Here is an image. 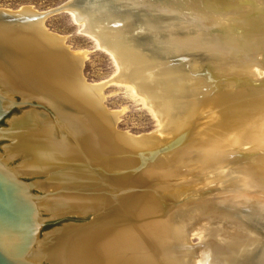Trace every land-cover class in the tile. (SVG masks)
I'll return each mask as SVG.
<instances>
[{
	"label": "bare ground",
	"instance_id": "6f19581e",
	"mask_svg": "<svg viewBox=\"0 0 264 264\" xmlns=\"http://www.w3.org/2000/svg\"><path fill=\"white\" fill-rule=\"evenodd\" d=\"M116 3L125 9L153 6L162 13L171 14L175 22L165 25L168 39L164 42L170 51L158 57L133 44L131 37L126 36H131L135 31L123 26L114 28L120 22L107 19L111 10L107 4L70 6L69 10L75 22L83 25L82 33L93 37L100 48L103 47L115 58L119 71L113 83L131 89L133 95L145 103L144 106L159 120L166 141L188 129L194 132L197 139L204 138L209 142L206 146L187 149L184 157L174 155V160L169 163L168 158L162 159L157 157V153H151L163 142L159 137L133 138L116 134L112 128L114 117L103 114V88L101 85L88 86L83 79L80 65L85 57L82 53L71 52L64 44L65 39L60 40L45 31L42 22L37 19L42 13L32 8L13 13L29 21L22 22L19 28L26 31L24 35L10 32L0 23V36L12 37L10 40L4 39L5 46L14 49L17 56L14 63L9 62L12 66L7 64L8 68L15 67L17 74L7 79L5 87L12 91L11 81L19 79L24 91H28L23 97L40 100L38 104L53 106L52 111L57 113L52 115L47 112L53 119L51 125L34 120L36 125L30 127L31 130H21L12 135L17 146L15 151L22 155L26 163L24 169L18 171L48 173L50 177L42 187L52 186L56 189L54 192L65 191L44 202L45 209L55 215L73 210L83 213L90 209H103V237L94 234L91 238L92 235L88 237L90 234L83 235L85 232L78 230L66 237L64 235V238H57L45 252L50 256L56 254L55 258L62 264L65 263L64 255L58 256L54 251L58 245L71 244L70 248L75 247L74 255L80 251L82 244L93 247L103 243V264H264L262 260H246L257 245L256 237L247 226L209 207L208 194L192 196V189L183 184L188 180L197 183L212 178L207 186L222 182L221 188L227 189V180L221 174L244 160L239 159L242 155L251 159V162L246 161L250 176L264 180V63H261L263 61L259 56L264 55V40L247 44L246 49L238 44H228L222 49L211 50L214 60L209 62L217 64H212L214 67L211 70L204 69L206 67L202 66L201 61L204 51L209 52L213 45L204 44L203 41L192 44L199 30L213 27L221 18L227 17L229 14L225 11L251 16L260 14V1L177 0L158 5L146 0H116ZM178 13L180 19L174 15ZM146 24L152 26L151 23ZM182 26L191 27L183 36L184 32L180 30ZM4 28L8 31H4ZM261 34L264 36V30ZM228 58L236 59L242 69L231 67L229 63L225 67L224 62ZM195 63L199 65L192 67L191 64ZM215 69H220L222 76H234L230 79L232 82L227 83L229 90L215 80L218 74ZM194 74H199L194 77L197 79L187 77ZM247 75L260 77L250 80L245 78ZM0 81L3 83L2 79ZM206 88L212 89V93L208 94L211 97L201 101L199 98L205 96L203 90ZM29 91L32 97H29ZM61 101L78 102L84 111L94 117L78 114L64 118L57 105ZM190 102L194 103L193 107H190ZM27 116L26 124L31 123L28 118H32ZM212 130L215 134L219 130L222 133L225 131L227 136L219 140L213 139L212 135L204 137ZM247 135H252L251 140L246 138ZM183 137L179 138L177 146L186 141ZM245 147L249 148L247 155L242 151ZM100 149H105L104 154L112 153L104 156L100 154ZM113 154L117 157L114 164L106 159ZM99 156H103V159ZM185 157L194 163L183 165ZM96 162H100L98 166L103 171V177L97 170L95 172L99 175L88 171ZM109 164L114 169L110 170ZM143 164L150 165L146 177L163 182L160 188L171 193V199L178 204L176 208L170 206L172 202L167 197L163 198L162 206L157 207L153 205L149 191L148 194L140 193L143 184L139 183L141 179L138 176L143 174ZM209 164L217 166L218 170L206 172ZM193 172L197 173L196 177L188 179ZM100 180L104 182V188H99L106 193L103 198L92 199L88 195H84L87 199L73 197L92 189L89 186L97 185ZM177 188L182 191L174 192ZM242 196L249 202L234 204L229 200L220 201L219 204L245 218H252L258 213L255 206L258 208L263 204L259 201L253 203L247 195H237ZM214 198L217 199L216 196ZM244 204L252 205V209H244ZM194 235L201 237L202 242L198 246L191 243ZM41 256H37V259Z\"/></svg>",
	"mask_w": 264,
	"mask_h": 264
},
{
	"label": "water",
	"instance_id": "95a60500",
	"mask_svg": "<svg viewBox=\"0 0 264 264\" xmlns=\"http://www.w3.org/2000/svg\"><path fill=\"white\" fill-rule=\"evenodd\" d=\"M86 1L87 0H71L67 5L57 10L48 13H42V15H40V17L37 19L42 22L45 31H47V28L45 27V21L49 16L62 11H68L71 13V11L69 10L70 6L78 7L81 5L103 3V5L107 4L111 9L110 11H108L110 16H108L107 19L113 18L115 19L114 22H120L117 23L116 26H113L114 28H120L123 26L128 30L135 31L133 34H131L130 38L133 44L158 57L163 56L165 53H168L170 51V48L166 44H164V42L168 39V34L165 32V25L171 23L172 21L175 22L173 17L170 16L171 14L162 13L158 11L157 8H153V6H149L147 8L145 7L146 9H125L119 7L116 3V0H90V2L88 3H86ZM146 1L151 4L158 5L177 2V0ZM259 1L261 3V5L258 6V11L260 12V14L251 16L247 14L234 13L232 11H225L224 13L229 14L227 17L221 18L218 23L212 25L213 27H208L206 30L203 29L197 32L198 34L193 38L192 44H199L201 43L200 41H203L204 44L213 45V49L209 47V52L204 51L201 63H206L214 60L213 51L211 50L216 51L218 49H222L224 48V46H228V44H238L242 48L246 49L247 44L252 45L255 43L254 41H256L257 43V41L260 39L264 40V36L262 34L260 35V32L262 33V30H264V0ZM174 15H176L178 19H180L178 16L180 15V13ZM246 19H249V21H247ZM26 20L27 19H24L21 16L13 14L7 10H0V23H2L3 26L10 30V32L17 33L18 35H24L26 31L19 30V28L23 25L22 22L25 23L29 21ZM146 23H151L152 26H148ZM6 28H4V31H8L6 30ZM181 29L182 32H184L182 34L183 36L186 34L187 30L191 29V27L189 26L185 28V26H182L180 27V30ZM54 37L60 40L65 39L57 35H54ZM10 38L12 39V37L0 36V80L2 79L4 83L3 85V83L0 81V124L5 121V119H7L8 116L15 110L22 109L24 107L42 109L53 115L54 113L52 112V110L45 105L37 104L30 99L17 97L20 89L23 90L22 86L19 83V79L12 80L13 83L12 81L10 83L13 85L12 91L15 92V95L11 94L12 91L9 92L5 87L7 85V79H10V76H14L17 74L15 73L17 70L14 66V68L12 69L10 67H7V64H9V66H12L9 62L14 63V59L17 57L14 49L11 50L10 47L5 46L4 39L10 40ZM259 56L262 59L263 62L261 63L263 64L264 55ZM213 64H215L214 66L217 65L216 63ZM214 66L210 64L207 68L211 70ZM82 68L83 64L80 65V70L83 76ZM259 69L260 71H262V68ZM262 72L264 73V70ZM203 75H205L204 72ZM83 79L85 81L84 76ZM111 82H114V79ZM86 84L88 86L91 85L88 83ZM107 86L108 83L101 85L103 91ZM104 102L105 96L103 94V114L107 116L111 115V117H114L112 128L113 131L116 132L114 128L116 123L119 121V114H117L116 112H109L106 109ZM57 105L61 109L59 111L63 112V114L65 113L64 110H68L72 115L79 114L81 116L90 118L94 117L84 111L78 102L61 101ZM248 150V147L242 149L245 155H247ZM110 154L111 153H106L104 156ZM116 158L117 157H115V155L113 154L110 158L106 159L114 164ZM239 159H244L246 162L248 158L247 156L243 157L242 155L239 157ZM108 166H110V170L114 169L111 164H109ZM248 170L249 168L247 166V162H239L235 164L231 169H227L226 172H222L221 174V177H223L225 181L227 180V183H225V186L228 184L227 189H221L220 186V189L208 191L209 188H216L213 187L214 184L205 187V189L211 194L208 197V201L210 204L208 205L209 207L224 215L230 216L232 219L241 222L242 224L247 226L256 237L257 245L253 248V251L246 258V260H249L250 262H258L262 260L264 262V180L257 177H251ZM137 171L139 172L140 170ZM135 175H137V172ZM220 185H222V182ZM103 188H101L100 191L101 194L105 195L106 193L103 192ZM64 192L65 191H58L53 193L48 192L43 195L36 194L34 192L32 184L27 182L16 168L12 167L8 162L4 160V158L0 156V264H59L58 259L55 258L56 254L50 256L47 255V252H45V254H43V257H41L39 260L37 259V256H40V254H42V250L40 248L42 244H44V241L41 238L42 233L47 225V222L43 217V210L45 209L44 202L47 198L57 193ZM81 194L86 195L90 194V192L82 191ZM91 194H95V192H92ZM239 194L249 196V198L253 200V203H255V201H259L263 204L262 207L257 208L255 206V211H258V213L255 212L257 214L252 218H245L241 216L240 213H236L226 207L220 206V201L224 202L232 200L234 201V204L249 202V200L244 199L243 196L237 197V195ZM215 196L217 197L216 200L214 198ZM243 207L244 209H252V205L244 204ZM78 213L82 212L77 210L68 211L65 213H61L62 215H60V218L62 217L61 219L68 220L69 218L65 217L74 214L76 215ZM85 213V215L92 213L95 216V220L92 222L93 225L90 226L89 230H84V232H86L83 235L90 234L88 235V237H91L92 235L91 238H93L94 234H101L103 237V223H100L102 221H99L103 220V211H95L93 209H90ZM82 214L84 215V212ZM70 243H72V240L70 241ZM62 245L63 244H61V246ZM70 245L71 244L69 243H67L66 245L64 244L63 247L58 245V248L54 250L55 253L57 252L58 256L64 255L65 263L62 264H103V243H100L98 244V246L93 247L82 244L79 247L80 251H78V253L74 255L73 252L75 247L70 248ZM47 248L48 247H46L45 250Z\"/></svg>",
	"mask_w": 264,
	"mask_h": 264
},
{
	"label": "rangeland",
	"instance_id": "374dc122",
	"mask_svg": "<svg viewBox=\"0 0 264 264\" xmlns=\"http://www.w3.org/2000/svg\"><path fill=\"white\" fill-rule=\"evenodd\" d=\"M70 1L71 0H0V10H7V11L12 12V13H19V12H22V10H24L25 8H32L37 13H48V12L57 10V9L65 6V5H67ZM45 27L47 28V31L49 33L60 36L62 38H65V42H64L65 46L68 47L71 52L79 53V54L82 53L81 55H83L85 57L82 72H83V76L85 77L86 83L94 85V86H99V85L108 83V86L101 93H102V95L104 94V96H105L104 105H105L106 109L109 112H116L117 114H119V121L116 123L115 128H114L117 133L128 135V136L133 137V138L134 137L135 138H141V137L143 138V137H148V136L149 137L154 136L157 138L159 137V139H161V141H163V142H160L158 145L159 147L155 150H152L151 153L152 152L157 153L158 154L157 157L160 156V158H162V159H164L165 157L168 158V159H166V158L165 159L167 160V162L170 161L169 163H171L174 160V155H180L181 157H184L185 152H187L189 150V148H193L196 146L197 147L206 146V144L209 142V141H205L206 139H204V138L201 140L197 139L195 137L194 132L189 131L188 129H187V131H185V133L180 134V136L166 141V136H164L165 134L163 132V128H162L159 120H157L156 117H154V115L150 112V110L144 106L145 103L143 101H141L140 98L135 97L133 95L131 89L125 88L121 85H117V84H114L113 82H111L115 78V76L117 75V73L119 71L115 58L110 53H108L105 50H103L102 48H100L98 46V42L93 37L82 33L83 25L75 22L72 12L70 13L68 11H62V12H59L57 14L49 16L45 21ZM126 37H131V36L127 35ZM224 63H225V65H224L225 67H226V64L229 63L228 65L231 67H235L237 69H242L241 65L240 66L237 65V60L234 58L233 59L228 58L227 61ZM202 64L201 65L203 67L207 68L210 64H213V63H211V62L205 63L204 62ZM198 65L199 64H196V63L191 64L192 67L198 66ZM215 71L218 73L215 75V77H216L215 80L224 84V88L226 90H229L230 87L228 86L227 83L232 82L230 79H233L234 76L233 77L232 76H222V71H220V69H215ZM197 75H199V74H194V75H190V76L188 75L187 77L192 78V79H197V78H194ZM259 77L260 76H257V75H255L254 77L247 75L245 78H247V79L250 78V80H258ZM203 78H205V77L203 76ZM205 79H207V78H205ZM27 88L29 89V87H27ZM24 90L25 89L20 90L19 93L17 92L18 93L17 97L25 99L26 97H23V96H24V94H28L27 93L28 91L27 90L24 91ZM30 91H29V95H30L29 97H32V94L30 93ZM14 93H15L14 91L11 92V94L15 95ZM211 93H212V89L209 88V90H207V88H206L205 90H203V94H205V96H203L199 99L201 101H204L208 97H211L210 95H208ZM26 99H28V98H26ZM33 101L37 104L40 103V100L38 101V100L33 99ZM42 103H45V102H42ZM193 104H194L193 102H190V107L191 106L193 107L194 106ZM47 107L51 108V110L54 108L53 106H47ZM64 111H65L64 114L60 113V114H62L61 115L62 117L68 118V116L72 115L70 111H68V110H64ZM35 112H36V114H35ZM52 112L57 115L56 112H54V111H52ZM27 115H30L32 117L31 119H30V117L28 118L31 121V123H28V124L25 123V121H26L25 119L28 117ZM33 116L35 117V119H33L34 118ZM34 120L40 124H41V122H44L46 124L48 123L51 125V123L53 122V119L45 110L32 108V107H24L22 109L15 110L12 114H10L8 116L7 119H5V121H3L0 124V156L2 158H4V160L6 162H8L12 167L16 168L17 170L20 168L22 169L23 166H26V163H25V161H23L24 159H23L22 155L19 152L17 153L15 151L17 146L14 145L15 141H14V138L12 137V135L16 134L19 131L21 132V130L22 131L23 130L24 131L31 130L32 128H30V127L36 125L35 124L36 122ZM64 120H66V119H64ZM19 122H22V124L19 125L18 124ZM237 122H239V121H236V123ZM14 123L17 124V126L16 125L14 126ZM204 131H205V129H204ZM209 132H211L212 134L210 133L209 135L204 136V137H210L212 135L213 139L219 140L220 138H224L227 136V134H224L225 131L222 133V131L219 130V132H217V134L213 133V130L209 131ZM183 136L186 138V141L184 143L181 142V145L177 146L178 145L177 141L179 140V138H181ZM250 136H252V135H247L246 138H249L248 140H251ZM86 139H87V137H86ZM56 140H57V138H56ZM56 140H53V141L56 142ZM192 145H195V146H192ZM95 150H96L95 152L97 153V149H95ZM104 150L105 149H100V154L105 155ZM252 150H255V149H252ZM182 151H184V152H182ZM141 152H143V151H140V153ZM145 153H147V152H145ZM233 154H235L234 151H233ZM231 155H229V156H231ZM99 158L103 159V156H99ZM231 158H233V157H231ZM250 160L248 159L247 161L251 162ZM240 161L242 163H246L245 160H240ZM99 163L100 162H96L93 165V167H89L88 171L89 172L93 171L94 173H96L95 170H97L98 172L102 173V176H103V171L98 166ZM183 163H184L183 165H189V163L192 164L194 162H191L189 157H185L183 160ZM145 165L146 164H143V167H144L143 168L144 171L142 172L143 174L141 173L142 175L138 176L139 180L141 179L140 180L141 182L139 181V183L143 184V188L140 189V193L142 192L144 194V193H147L149 191L148 192L149 197L152 198L153 205L157 206V207H161L163 204V198L167 197V198L171 199V195H170L171 193L169 191L167 192V191L162 190L160 188L162 186L163 182L157 180V178L150 177L148 175H147L148 177H146L147 170L150 168V165L149 166H147V165L145 166ZM213 166L209 164L206 172H212V171L215 172L218 170L217 166L216 167L215 166L213 167ZM21 169H20V171H21ZM172 169H174V168H171V170ZM201 170H204V169L202 168ZM21 174H22V177L27 182H29L35 186L34 192L36 194L43 195L45 193L54 192L56 190L52 186L50 188L45 187V186L42 187V185L45 182H47V179L50 177V175L48 173L40 174V173H36V171L35 172H29V171L23 170V172H21ZM96 174H98V173H96ZM196 174H197L196 172L190 173L188 175V179H193L194 177H196ZM138 177H137V179H138ZM147 179H149V180H147ZM153 179L155 182H153ZM212 180H213L212 178H210V179L205 178L204 180H201V182L196 181L197 183H194V182H191V180H188L189 181V182L187 181L188 183L185 182L183 184H187L188 185L187 188L192 189L191 190L192 196L193 195H206V194H208V197H209L211 194L208 191L220 189L217 186H221L219 184H217L216 186L213 184H209L208 186L213 185V187H216V188L215 189L210 188L208 191H206V189H204L205 186L207 187L208 181L211 182ZM103 183L104 182L102 180H100V182H97V185L94 184V185L89 186V188H92V189H88L86 192L90 191V194H86L85 196L88 195L89 198H92V199L96 198V197L97 198L98 197L103 198V194H101V191H100L101 189H99V190L94 189V188H99L101 186L103 187L104 186ZM190 183H194V184H190ZM150 185L152 187L148 188V186H150ZM201 186H202V188H201ZM80 187H85V186H80ZM178 190H180V189L177 188L174 192H177ZM204 190H205V192H204ZM92 191L95 192V194H91ZM180 191H182V190H180ZM180 191H178V192H180ZM193 191H196L195 192L196 194ZM137 193H139V192H137ZM85 196L79 194V195H75L73 197L76 199H82V198L85 199L86 198ZM171 202H172V205H170L171 207L176 208L178 206V204L176 203V201H174V199H171ZM233 202L234 201H232V203ZM100 210L103 211L102 207ZM95 211H97V210H95ZM85 212H84V215L82 213H78L76 215L74 214V215H70V216L65 217V218H69L68 220H63V219H61L62 217L60 218V214L55 215L51 210L49 211V209L48 210L44 209L43 210V217L46 220L47 225H46V227L42 233V238H41L44 241L43 242L44 244H42V246H41L42 251L45 250L46 247L49 248L52 244H54L55 241L57 240V238H59V239L64 238V235L66 237L71 232H75L78 230H80L81 232L83 231L82 233H84V230H89L90 226L93 225L92 222L95 220V216L92 213L85 215L86 214ZM99 221H102L100 223H103V220H99ZM200 241H201V237L197 236V235H194L191 239V243L193 246L200 245V243L202 242V241L201 242ZM65 245H66V243H65ZM41 257H43V255Z\"/></svg>",
	"mask_w": 264,
	"mask_h": 264
}]
</instances>
